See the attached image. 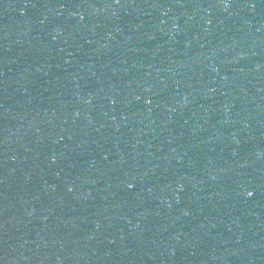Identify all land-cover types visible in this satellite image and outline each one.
I'll return each mask as SVG.
<instances>
[{
  "label": "water",
  "instance_id": "1",
  "mask_svg": "<svg viewBox=\"0 0 264 264\" xmlns=\"http://www.w3.org/2000/svg\"><path fill=\"white\" fill-rule=\"evenodd\" d=\"M0 264H264V0H0Z\"/></svg>",
  "mask_w": 264,
  "mask_h": 264
}]
</instances>
